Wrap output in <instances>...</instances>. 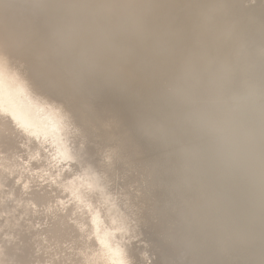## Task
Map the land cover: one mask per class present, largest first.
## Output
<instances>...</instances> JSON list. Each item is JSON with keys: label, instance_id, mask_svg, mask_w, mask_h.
I'll return each mask as SVG.
<instances>
[{"label": "clouds", "instance_id": "1", "mask_svg": "<svg viewBox=\"0 0 264 264\" xmlns=\"http://www.w3.org/2000/svg\"><path fill=\"white\" fill-rule=\"evenodd\" d=\"M157 7L152 0H0V55L6 65L13 56H43L69 88L97 79L133 81V64L150 69L164 108L139 127L165 155L160 167L148 170V182L169 178L190 264H205L199 257L212 251L239 254L234 264H264V37L234 33L223 42L226 51L223 44L202 43L185 52L177 34L156 23ZM38 160L0 151V191L8 193L14 178L23 186L19 199L0 198V206H11L0 214V264H53L27 252L20 221L41 210L24 198L33 184L37 191L57 184L59 169L81 162L44 161L46 169L32 170ZM79 179L58 185L69 200L49 204L46 215L66 213Z\"/></svg>", "mask_w": 264, "mask_h": 264}, {"label": "bare ground", "instance_id": "2", "mask_svg": "<svg viewBox=\"0 0 264 264\" xmlns=\"http://www.w3.org/2000/svg\"><path fill=\"white\" fill-rule=\"evenodd\" d=\"M152 2L158 6L156 23L176 33L185 52L202 43L210 48L223 44L234 33L264 37V0ZM227 47L223 44L225 51ZM47 65L40 55L13 56L6 65L0 55V151L11 150L25 160L38 156L32 170L46 169L44 161L60 165L75 157L81 162L71 171L59 169L63 179L57 184L49 182L39 191L33 184L24 198L41 210L20 221L27 229L28 254L53 264H190L187 230L167 190L169 178L148 182V170L160 167L165 155L139 127L143 117L164 108L156 82L149 78L151 70L133 64V81L126 76L97 79L69 88ZM74 176L80 179L72 185L75 196L66 213L55 219L46 215L49 204L69 200L58 185ZM7 188L0 198L9 193L21 197L23 186H16L15 178ZM5 211L11 206H0V214ZM4 235L0 232V241ZM199 259L234 264L240 257L212 251Z\"/></svg>", "mask_w": 264, "mask_h": 264}]
</instances>
